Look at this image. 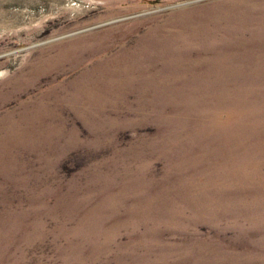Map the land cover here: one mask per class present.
<instances>
[{"label": "rangeland", "instance_id": "obj_1", "mask_svg": "<svg viewBox=\"0 0 264 264\" xmlns=\"http://www.w3.org/2000/svg\"><path fill=\"white\" fill-rule=\"evenodd\" d=\"M0 264H264V0H0Z\"/></svg>", "mask_w": 264, "mask_h": 264}]
</instances>
